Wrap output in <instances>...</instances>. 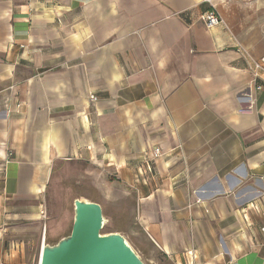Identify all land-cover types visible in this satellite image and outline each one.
I'll return each instance as SVG.
<instances>
[{
    "label": "crops",
    "instance_id": "obj_1",
    "mask_svg": "<svg viewBox=\"0 0 264 264\" xmlns=\"http://www.w3.org/2000/svg\"><path fill=\"white\" fill-rule=\"evenodd\" d=\"M212 4L0 0V264H40L73 164L132 188L165 264H264V0Z\"/></svg>",
    "mask_w": 264,
    "mask_h": 264
},
{
    "label": "rangeland",
    "instance_id": "obj_2",
    "mask_svg": "<svg viewBox=\"0 0 264 264\" xmlns=\"http://www.w3.org/2000/svg\"><path fill=\"white\" fill-rule=\"evenodd\" d=\"M71 169L70 172L66 169L59 172L55 177V179L57 176L61 177L57 181L58 184L55 185L56 181L53 179L43 197L42 242L53 246L70 235L76 199L98 201L103 211L101 235L119 233L126 239L144 264H165L162 252L157 249L147 234V227L137 219L138 204L134 202L132 188L116 182L108 174L107 185L102 188L101 192L98 187L93 186H87L84 189L86 192H83L80 187H74L73 181H69L67 174L93 177L97 173L82 164H73ZM86 183H93V181L87 180Z\"/></svg>",
    "mask_w": 264,
    "mask_h": 264
},
{
    "label": "water",
    "instance_id": "obj_3",
    "mask_svg": "<svg viewBox=\"0 0 264 264\" xmlns=\"http://www.w3.org/2000/svg\"><path fill=\"white\" fill-rule=\"evenodd\" d=\"M102 228V207L75 200L70 235L53 246L43 244L40 264H144L121 234L101 235Z\"/></svg>",
    "mask_w": 264,
    "mask_h": 264
},
{
    "label": "built area",
    "instance_id": "obj_4",
    "mask_svg": "<svg viewBox=\"0 0 264 264\" xmlns=\"http://www.w3.org/2000/svg\"><path fill=\"white\" fill-rule=\"evenodd\" d=\"M204 1L211 6V9L207 11L203 16V20L206 24V27L212 28L224 24L221 15L213 6L212 0H204ZM240 50L243 53L244 57L246 58V61L250 67V70L253 73L255 81L261 79V77H264V56L256 58L247 51H245L244 49L241 48ZM258 89H261V86H259ZM90 99L92 101H97V98L94 95H91ZM161 155H162L161 150L159 148H156L154 149L153 155H151L150 158L156 159L159 158ZM196 203H199V200ZM192 207L193 205H189V209H191ZM262 231L264 232V228H262Z\"/></svg>",
    "mask_w": 264,
    "mask_h": 264
}]
</instances>
